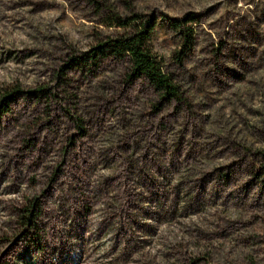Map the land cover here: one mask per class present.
I'll use <instances>...</instances> for the list:
<instances>
[{
  "label": "rangeland",
  "instance_id": "1",
  "mask_svg": "<svg viewBox=\"0 0 264 264\" xmlns=\"http://www.w3.org/2000/svg\"><path fill=\"white\" fill-rule=\"evenodd\" d=\"M133 14L178 98L67 68ZM6 94L0 264H264V0H0Z\"/></svg>",
  "mask_w": 264,
  "mask_h": 264
},
{
  "label": "trees",
  "instance_id": "2",
  "mask_svg": "<svg viewBox=\"0 0 264 264\" xmlns=\"http://www.w3.org/2000/svg\"><path fill=\"white\" fill-rule=\"evenodd\" d=\"M195 22L196 17L189 14L182 20L171 19L168 25L173 31L182 35L186 39V44L189 45L192 30L187 25ZM155 25V19H144L140 14H133V16L125 18L112 15L106 26L122 29L124 33L115 38H106L97 42L81 56L72 55L67 61V68L89 73L92 68L96 69L105 60H123L128 66L129 74L127 76L129 78L144 77L154 90L161 94L162 98H178L176 88L171 84L170 78L164 74L161 63L152 55L148 46ZM186 44L185 48H187ZM14 93L16 91L11 92V94ZM11 94L1 97L0 113L8 112V106L12 100ZM36 212L35 205H29L21 211L22 232H29L33 229Z\"/></svg>",
  "mask_w": 264,
  "mask_h": 264
}]
</instances>
